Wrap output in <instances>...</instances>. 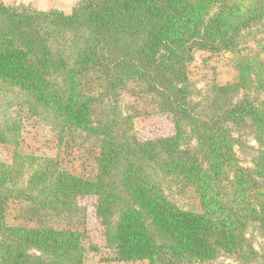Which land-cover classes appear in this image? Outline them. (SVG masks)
I'll return each mask as SVG.
<instances>
[{
  "label": "trees",
  "instance_id": "trees-1",
  "mask_svg": "<svg viewBox=\"0 0 264 264\" xmlns=\"http://www.w3.org/2000/svg\"><path fill=\"white\" fill-rule=\"evenodd\" d=\"M253 31L264 33V0H79L69 14L0 2V143H19L16 106L48 118L60 140L76 131L98 142L92 178L57 158L15 151L0 162V264H84L80 231L6 220L18 203L85 224L84 198L94 199L119 261L264 264V246L257 251L250 236L255 228L264 241V45L243 47ZM192 48L232 54L236 80L196 98ZM129 81L170 119L172 134L137 137L118 106ZM245 126L256 142L252 168L235 152L245 144L232 129ZM169 184L193 189L200 211L170 200Z\"/></svg>",
  "mask_w": 264,
  "mask_h": 264
},
{
  "label": "rangeland",
  "instance_id": "rangeland-1",
  "mask_svg": "<svg viewBox=\"0 0 264 264\" xmlns=\"http://www.w3.org/2000/svg\"><path fill=\"white\" fill-rule=\"evenodd\" d=\"M28 0H0L7 6L28 7L31 11H39ZM33 3V0H31ZM36 0H34L35 2ZM18 2V3H17ZM24 5V6H23ZM40 8V7H39ZM42 8V7H41ZM55 10V9H54ZM51 11V10H50ZM44 12V11H43ZM49 12V11H46ZM65 14V13H64ZM246 38V40H245ZM255 38V40H253ZM247 45L243 47L253 52H259L264 45V33L252 32L244 38ZM244 42V43H245ZM191 61L188 64V78L190 87L199 99L209 93L214 87L236 80L237 70L234 56L228 52H212L192 48L189 50ZM262 58L264 56L262 55ZM92 91L95 86L91 87ZM264 98V95L262 96ZM118 106L125 115L133 118L134 131L140 140H150L169 136L173 133L170 119L155 111L151 99L145 95L140 83L129 81L119 93ZM102 106H99V110ZM13 114L22 116L20 140L17 146L0 143V162H11L13 152L57 158L62 169L81 177L92 178L96 172V158L98 142L81 132H70L59 139L57 130L52 128L48 118L32 116L26 106L12 108ZM234 137H239L245 145L235 147L240 164L252 168V161L256 155V142L252 128L245 126L241 130L232 129ZM165 195L180 208L187 211L199 212L200 206L195 192L191 188H181L169 184L164 190ZM93 198H84L79 204L86 208L87 217L83 224L79 215L52 216L45 219L26 204L10 203L6 211V220L10 225L29 227L48 226L56 229H71L83 233L84 264H149L148 261L123 262L119 261L116 251L105 246L103 228L95 214ZM259 231V230H258ZM256 229L250 231L253 245L257 251L264 246V241ZM227 257H220L214 263H227ZM162 258L155 264H166Z\"/></svg>",
  "mask_w": 264,
  "mask_h": 264
},
{
  "label": "crops",
  "instance_id": "crops-1",
  "mask_svg": "<svg viewBox=\"0 0 264 264\" xmlns=\"http://www.w3.org/2000/svg\"><path fill=\"white\" fill-rule=\"evenodd\" d=\"M77 1L79 0H36L35 2L33 0V3L31 0H28L27 2H31L32 6L38 7L37 10L39 11L46 12L55 9L62 11L65 14H69L71 12L73 5Z\"/></svg>",
  "mask_w": 264,
  "mask_h": 264
}]
</instances>
